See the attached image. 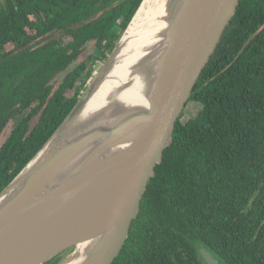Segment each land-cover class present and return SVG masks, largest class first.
I'll list each match as a JSON object with an SVG mask.
<instances>
[{
    "label": "trees",
    "instance_id": "16d2710c",
    "mask_svg": "<svg viewBox=\"0 0 264 264\" xmlns=\"http://www.w3.org/2000/svg\"><path fill=\"white\" fill-rule=\"evenodd\" d=\"M141 2L0 0V136L16 121L0 144V192L71 111ZM199 248L218 264H264V0H240L112 264H202Z\"/></svg>",
    "mask_w": 264,
    "mask_h": 264
},
{
    "label": "water",
    "instance_id": "95a60500",
    "mask_svg": "<svg viewBox=\"0 0 264 264\" xmlns=\"http://www.w3.org/2000/svg\"><path fill=\"white\" fill-rule=\"evenodd\" d=\"M164 1V28L146 54L154 61L145 103L114 101L75 120L109 73L142 0L71 111L0 192V264H46L67 250L56 264H112L118 256L175 123L240 2ZM142 59L130 72L141 71L148 63ZM200 254L218 264L204 248Z\"/></svg>",
    "mask_w": 264,
    "mask_h": 264
},
{
    "label": "bare ground",
    "instance_id": "6f19581e",
    "mask_svg": "<svg viewBox=\"0 0 264 264\" xmlns=\"http://www.w3.org/2000/svg\"><path fill=\"white\" fill-rule=\"evenodd\" d=\"M165 14L164 0H144L111 60L109 73L75 120L114 101L128 105L145 103L150 81L149 70L154 61V58L146 54L156 46L154 36L164 28ZM141 59L148 63L141 67V71L130 72ZM129 73L133 76L130 77ZM119 86L125 88L120 91Z\"/></svg>",
    "mask_w": 264,
    "mask_h": 264
},
{
    "label": "rangeland",
    "instance_id": "374dc122",
    "mask_svg": "<svg viewBox=\"0 0 264 264\" xmlns=\"http://www.w3.org/2000/svg\"><path fill=\"white\" fill-rule=\"evenodd\" d=\"M124 38V37H123ZM122 38V39H123ZM121 42H122V40H121ZM121 42H120V44H121ZM86 53H87V50L82 54V57H84L85 55H86ZM104 64V62H102V63H98L96 66H95V70H94V72H99V70L101 69V67H102V65ZM93 77V76H92ZM91 79V78H90ZM89 79V80H90ZM88 80V81H89ZM88 83V82H87ZM87 86V85H86ZM15 124H16V121H12V122H10L9 124H8V126L4 129V131H3V133L1 134V136H0V144L2 143V141L5 139V137L8 135V133L10 132V130L15 126ZM69 252V250H67V253ZM66 253V254H67ZM65 254V255H66Z\"/></svg>",
    "mask_w": 264,
    "mask_h": 264
},
{
    "label": "flooded vegetation",
    "instance_id": "af4514ba",
    "mask_svg": "<svg viewBox=\"0 0 264 264\" xmlns=\"http://www.w3.org/2000/svg\"><path fill=\"white\" fill-rule=\"evenodd\" d=\"M198 252H199V256H200V258H201V260H202V264H206V263H204V261H203V259H202V257H201V254H200V248L198 249Z\"/></svg>",
    "mask_w": 264,
    "mask_h": 264
}]
</instances>
